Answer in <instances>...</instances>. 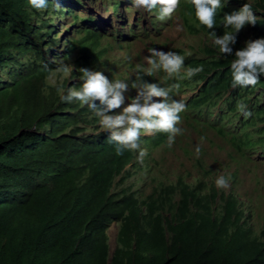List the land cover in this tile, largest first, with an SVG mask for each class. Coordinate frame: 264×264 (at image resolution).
Returning a JSON list of instances; mask_svg holds the SVG:
<instances>
[{"label": "clouds", "instance_id": "1", "mask_svg": "<svg viewBox=\"0 0 264 264\" xmlns=\"http://www.w3.org/2000/svg\"><path fill=\"white\" fill-rule=\"evenodd\" d=\"M17 1L29 11L47 14L41 20L52 35L45 36L42 45L33 38L30 42L36 43L40 61L24 53L15 41L1 44L0 82L11 84L27 75L14 58L24 65L48 61L59 64L49 81L61 87V94L45 117V130H30L37 133V142L10 137L0 145V174L8 172L27 189L47 191L52 204L66 193L67 173L80 175L83 182L72 189L71 196L85 201L91 190L104 198L102 205L77 208L92 217L108 218L106 237L112 224L119 225L133 211H146L156 200L168 240L172 233L167 221L173 227L205 222L213 235L201 240L200 230L194 228L198 243L218 244L238 256L254 251L264 255V144L248 143L264 141V133L255 134L264 131L260 114L264 106V0ZM183 1H190L196 24L184 13L177 15ZM176 19L187 36L199 40L192 46L193 53L160 51L152 43L146 67L133 49L134 42L142 36H158ZM188 21L200 34L189 31ZM4 22L9 20L4 18ZM234 45L244 47L233 56ZM215 48L221 56H233L226 67L229 81L220 85L210 108L199 115L188 109V100L198 91L180 92L176 90L179 85H169V80L191 79L200 73L202 67H189L186 60L209 59L207 50ZM115 50L118 54L111 57ZM123 61L126 66L121 68ZM241 120L249 122L242 125ZM64 129L56 137L63 155L25 162L26 155L35 154L47 142L51 131ZM208 130L231 145L227 172L221 174L197 159L193 182L182 174L171 181L161 180L185 166L183 155L195 146V133L203 137ZM197 152L202 150L197 148ZM230 205L243 214L242 220H237ZM69 215L75 213L70 210ZM221 217L228 219L227 225L214 228V221ZM39 246L44 251L42 243Z\"/></svg>", "mask_w": 264, "mask_h": 264}, {"label": "trees", "instance_id": "2", "mask_svg": "<svg viewBox=\"0 0 264 264\" xmlns=\"http://www.w3.org/2000/svg\"><path fill=\"white\" fill-rule=\"evenodd\" d=\"M183 13L194 17L190 1H183L180 5L177 15ZM47 16L23 8L17 0L7 4L0 0V17H3V25L0 26V45L15 41L16 46L22 48L24 53H31L40 61L35 49L36 43L30 42L33 38L42 45L43 38L52 35L50 27L44 25L45 22L41 20ZM4 18L9 22L5 23ZM187 25L190 32L200 34L189 21ZM243 47L234 45L233 56L235 51ZM177 51L179 55L185 56L183 50ZM207 51L210 52V58L201 60L197 65L186 60L189 67H202L200 73L191 79H168L169 85L173 83L179 85L176 90L180 92L198 91L188 100V109L199 115L210 108L208 104L213 101L212 98L217 97L215 94L221 90L220 85L229 81L226 67L233 59V56L219 55L216 48ZM60 60L66 61V57H60ZM14 63L23 68L27 75L11 84L0 82V86H4L0 89V145L10 137L19 141L37 142L39 140L37 133L30 130H45V117L61 94V87L49 81L51 71L57 69L58 63L52 65L44 61L39 65L32 62L24 65L18 58H14ZM199 86L201 88L198 90ZM235 93L242 97V93L237 91ZM207 113L211 114L210 111ZM260 114L264 116V106L260 108ZM257 119L258 117L254 122ZM248 122L241 120L242 125ZM247 128L248 126L245 127ZM65 129L51 131L47 142L39 147L35 154L26 155L25 162L63 155L59 139L56 137ZM263 133L262 130L255 132L259 135ZM247 137L248 134L245 132V141H248ZM248 143L252 146H261L264 141L257 139ZM26 149L29 150L27 147ZM82 182L80 175L68 172L66 193L57 196L55 204H52L47 191L27 189L23 181H19L8 172L0 174L2 196L0 264H264V255L260 252L254 251L246 256H238L225 252V248L218 244L207 246L198 243L194 238V228L200 230L201 240L213 235L210 226L205 222L191 225L192 227H182L180 224L173 227L172 223L167 221L169 231L172 233L168 240L162 229V216L157 213L156 200L151 201L146 211H133L120 221L118 246L110 260L108 239L104 236L106 224L110 220L106 217L83 214V211L77 208L85 205H102L104 198L91 190L87 191L88 198L85 201L72 197V189ZM229 209L237 220L243 219V214L236 206L230 205ZM70 210L75 215L66 216ZM227 223L228 219L221 217L214 221L213 227L223 228ZM8 224H12L9 229ZM25 230L27 233L22 234ZM39 242L42 243L44 251L40 250Z\"/></svg>", "mask_w": 264, "mask_h": 264}, {"label": "rangeland", "instance_id": "3", "mask_svg": "<svg viewBox=\"0 0 264 264\" xmlns=\"http://www.w3.org/2000/svg\"><path fill=\"white\" fill-rule=\"evenodd\" d=\"M112 7V6H111ZM114 14H119L118 12H114ZM135 12H132L131 16H134ZM155 17V16H154ZM175 17V14H174ZM133 19L131 20V22ZM181 21L176 19L172 22L171 25L163 28L162 32L158 34V36H150L152 38H144L143 36L139 38L138 41L134 42V51H136L142 58V63L146 66L147 61L145 58L150 56L149 47L152 43L160 46L156 48V50L160 51H177L178 49L183 50L184 52L191 55L193 53L192 46L199 43L198 39H194L193 37H189L186 35L185 31L181 26H179ZM140 31V28H139ZM118 54V51H112L110 53L111 57H114ZM191 60L192 63L197 65L196 59H188ZM96 65V64H95ZM126 66V62H122L120 67L123 68ZM105 67L101 66L100 72L104 73ZM70 72V71H69ZM182 98L187 96H181ZM228 129V128H227ZM203 138V139H202ZM197 148L202 150V153L199 154L197 152ZM231 151V145L228 142V139H224L215 134L214 131L208 130L203 137H201L198 133H195V146L191 149L190 154L183 155L184 167L181 168L178 172L161 176V180H173L174 177L178 174H182L186 176L190 181L193 182L197 176V173L194 169V164L197 159H201L206 167H212L213 170L219 171L221 174L227 172L228 165L230 163L229 153ZM258 163L256 162V165ZM255 170L252 169V172ZM191 176V178L189 177ZM248 185V182H247ZM255 186V185H254ZM253 186V188H254ZM252 188V189H253ZM108 242L110 245V257L114 255L115 249L117 247V235H118V225L112 224L109 230L106 232Z\"/></svg>", "mask_w": 264, "mask_h": 264}, {"label": "crops", "instance_id": "4", "mask_svg": "<svg viewBox=\"0 0 264 264\" xmlns=\"http://www.w3.org/2000/svg\"><path fill=\"white\" fill-rule=\"evenodd\" d=\"M189 19H190V21H191L193 24H196V23H197V21H195L194 17H190V16H189Z\"/></svg>", "mask_w": 264, "mask_h": 264}, {"label": "bare ground", "instance_id": "5", "mask_svg": "<svg viewBox=\"0 0 264 264\" xmlns=\"http://www.w3.org/2000/svg\"><path fill=\"white\" fill-rule=\"evenodd\" d=\"M77 14H73L72 17L76 16ZM79 21V20H78ZM98 32V30H97ZM132 33V31H130ZM99 33H102V32H99ZM71 37H74V35H72ZM4 75V74H3ZM6 76V75H5Z\"/></svg>", "mask_w": 264, "mask_h": 264}]
</instances>
